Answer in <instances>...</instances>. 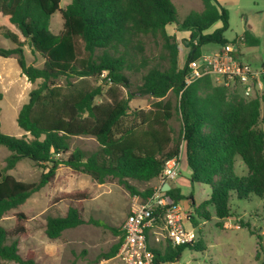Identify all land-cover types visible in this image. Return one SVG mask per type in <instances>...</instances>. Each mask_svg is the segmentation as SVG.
<instances>
[{
    "label": "trees",
    "instance_id": "obj_1",
    "mask_svg": "<svg viewBox=\"0 0 264 264\" xmlns=\"http://www.w3.org/2000/svg\"><path fill=\"white\" fill-rule=\"evenodd\" d=\"M61 2L0 0V15L20 34L0 27V36L15 45L11 49L0 47V57H15L30 83L40 81L17 115V124L25 134L16 137L0 131V146L10 152L0 167V261L38 264L34 253L20 254L19 239L12 240V233L25 235V215L16 214L13 232L1 222L50 183L60 165L85 173L98 183L117 179L132 194L146 199L154 188L139 191L130 181L156 180L166 162L182 153L191 170L189 181L210 186V197L201 204L205 220L210 219L208 206L214 208L217 218L230 217L233 195L239 200L264 197V97L242 98L216 84L211 76L185 86L188 64L201 56L202 48L228 43L224 33L229 29V12L218 0H201L202 11H192L183 19L173 0H70L65 8ZM58 12L63 25L54 33L50 25ZM217 22L222 26L206 33ZM172 24L179 31L190 32L186 40L189 52L182 68L178 65L179 43L167 32ZM145 37L161 42L164 54L155 64L146 56ZM244 38L245 47L260 44L248 31ZM25 45L42 59L41 67L27 63ZM127 73L141 74L138 94L155 99L149 109L130 113L133 93ZM102 76L112 86L128 89V97L95 103L100 87L91 89L68 81ZM61 77L67 80L66 85L57 82ZM170 94L177 99L175 104ZM2 99L0 92V102ZM130 115L131 120L125 121ZM175 115L181 122L178 139L173 138L169 124ZM75 136L93 137L98 148L71 150L69 140ZM237 157L247 167V176L236 174ZM24 159L47 169L38 182L24 183L8 174ZM166 193L176 205L186 198L177 187ZM82 210L80 205L70 206L63 216H48L47 237L57 239L64 231L84 224ZM110 229L119 238L101 256L103 260L116 257L123 241V230ZM149 245L156 264L178 263L185 250H202L197 240L175 247L169 242Z\"/></svg>",
    "mask_w": 264,
    "mask_h": 264
},
{
    "label": "rangeland",
    "instance_id": "obj_2",
    "mask_svg": "<svg viewBox=\"0 0 264 264\" xmlns=\"http://www.w3.org/2000/svg\"><path fill=\"white\" fill-rule=\"evenodd\" d=\"M173 2L178 9L180 19L185 18L192 11L200 12L203 9L201 0H173ZM218 2L229 12V29L224 33V38L230 44H239L238 50L243 53L245 62L254 67L264 65V0H218ZM69 3L70 0H62L61 8H65ZM62 25L63 18L58 12L51 20L50 30L57 33L62 29ZM0 27L20 35L19 31L1 15ZM173 30L178 32L179 28L169 25L170 35ZM246 31L259 39V46L246 48L243 43L240 44V39L244 37ZM184 36L188 34L185 33ZM178 37L179 39L176 38L180 44L178 65L182 68L187 58L186 40L189 37L182 39V34H178ZM143 41L146 56L153 64L160 61V57L164 54L161 42L149 37L143 38ZM0 47L11 49L15 45L9 39L0 36ZM221 48L222 44H208L202 48L201 54H211ZM23 50L28 64L35 67L42 66V59L31 53L29 45H25ZM161 63L166 65V62ZM20 71L15 57H0V73L9 77L0 79V92L3 94L0 102V131L16 137L25 134L17 124V115L22 105L28 101L30 91L40 84L39 80L30 83L23 77L19 78ZM127 75L131 85L130 91L133 93L129 102L130 113L135 109L149 108L155 99L138 94V88L142 83L141 74L127 73ZM103 79L104 76L100 79L71 78L68 81L83 83V86L91 89L100 87L101 92L94 99L95 103H111L113 100L128 97V89L121 86L114 87ZM57 82L66 85L67 80L61 77ZM169 98L174 104L176 103L177 99L173 94H170ZM261 111L263 113V107ZM130 120L131 115L125 119L128 122ZM169 124L173 138L178 139L181 134L179 116L175 115ZM69 141L71 150L77 148L94 151L98 148L97 142L90 136H75ZM9 154L6 148L0 146V167H4L5 159ZM46 170L43 165L24 159L8 174L21 182L35 183ZM235 172L239 176L248 175L247 167L239 157L235 160ZM190 175L186 157L182 154L177 182L172 181L171 184L179 186L185 197L191 196L193 199L194 204L188 199L187 208L184 209L187 217L184 220V228L187 232L193 231L197 235V242L201 243L202 250H185L178 264H264V197L239 200L233 195L229 202L230 217L219 219L215 215L214 208L208 206L206 209L210 219L205 220L206 211L201 208V204L210 197L211 189L205 184L191 183ZM130 184L139 191L158 187V182L155 180L149 183L130 181ZM141 201V197L132 194L117 179L108 178L104 183H98L85 173L60 165L54 179L34 193L24 205L7 214L1 224L8 231L13 232L17 224L16 214L25 215L24 226L27 230L25 235L17 236L12 233V240L19 239L20 254L25 257L28 252L34 253L38 264H121L116 257L103 260L101 256L107 253L119 238L110 228H116L121 232L133 205ZM79 205L83 209L86 222L64 231L57 239H49L45 233L46 218L63 216L70 206ZM193 219L197 222V226H194ZM91 220L101 225L96 226L89 222ZM0 264L15 263L0 261Z\"/></svg>",
    "mask_w": 264,
    "mask_h": 264
},
{
    "label": "built area",
    "instance_id": "obj_3",
    "mask_svg": "<svg viewBox=\"0 0 264 264\" xmlns=\"http://www.w3.org/2000/svg\"><path fill=\"white\" fill-rule=\"evenodd\" d=\"M245 40L241 37L240 44ZM239 44L227 43L219 51L203 55L188 64L185 86L211 76L218 84L245 99L264 97V65L254 67L245 62ZM181 153L168 160L156 179L158 187L152 195L133 205L123 225V241L116 255L121 264H156L149 243H165L173 247L197 240V235L184 228L186 214L180 204L163 191L165 184L175 181L179 173ZM178 264V263H164Z\"/></svg>",
    "mask_w": 264,
    "mask_h": 264
},
{
    "label": "crops",
    "instance_id": "obj_4",
    "mask_svg": "<svg viewBox=\"0 0 264 264\" xmlns=\"http://www.w3.org/2000/svg\"><path fill=\"white\" fill-rule=\"evenodd\" d=\"M219 3V2H218ZM171 26H175V27H177V25L176 24H172ZM222 26V24H221V22H217L216 24H214L208 31H206V33H212L214 30H216V29H218V28H220ZM167 32H168V26H167ZM174 33H175V36H176V38L177 39H179V37H178V34H182V39H184L185 37L186 38H188L189 36H190V32H188V31H175L174 32V30H173V33H172V35H174ZM185 33H187L188 34V36H184V34ZM169 34V33H168ZM179 47H180V44H179ZM246 48H251V47H246ZM188 52H189V49H188V47H187V50H186V54H188ZM181 68V67H180ZM18 76H19V78H25V80H27L26 79V77H24L23 75H22V73H21V71H20V73L18 74ZM3 78L4 79H7V78H9L8 76H6L4 73H0V79L1 80H3ZM149 108H150V106H149ZM149 108H147V109H149ZM146 109V110H147ZM181 155H182V153H181ZM189 173H191V170L189 169ZM156 181V180H155ZM175 182H177V179L175 180ZM179 182V181H178ZM180 183V182H179ZM171 187H172V185H171ZM173 187H177V188H180L179 186H173ZM181 189V188H180ZM181 192H182V190H181ZM183 194V193H182ZM190 196H188V197H186L185 199H183L181 202H180V205H181V207L183 208V209H185L186 210V208H187V202H188V199L192 202V204H194V202L192 201V199H190L189 198Z\"/></svg>",
    "mask_w": 264,
    "mask_h": 264
},
{
    "label": "water",
    "instance_id": "obj_5",
    "mask_svg": "<svg viewBox=\"0 0 264 264\" xmlns=\"http://www.w3.org/2000/svg\"><path fill=\"white\" fill-rule=\"evenodd\" d=\"M171 189V185L170 184H165L163 187H162V190L163 191H169Z\"/></svg>",
    "mask_w": 264,
    "mask_h": 264
}]
</instances>
